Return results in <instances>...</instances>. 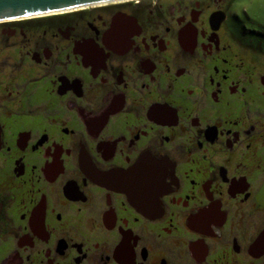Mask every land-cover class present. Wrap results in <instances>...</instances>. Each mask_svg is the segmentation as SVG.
Segmentation results:
<instances>
[{"label":"flooded vegetation","instance_id":"obj_1","mask_svg":"<svg viewBox=\"0 0 264 264\" xmlns=\"http://www.w3.org/2000/svg\"><path fill=\"white\" fill-rule=\"evenodd\" d=\"M235 1L0 20V264H264V2Z\"/></svg>","mask_w":264,"mask_h":264},{"label":"water","instance_id":"obj_2","mask_svg":"<svg viewBox=\"0 0 264 264\" xmlns=\"http://www.w3.org/2000/svg\"><path fill=\"white\" fill-rule=\"evenodd\" d=\"M111 0H0V20L69 10Z\"/></svg>","mask_w":264,"mask_h":264},{"label":"rangeland","instance_id":"obj_3","mask_svg":"<svg viewBox=\"0 0 264 264\" xmlns=\"http://www.w3.org/2000/svg\"><path fill=\"white\" fill-rule=\"evenodd\" d=\"M259 1L264 2V0H259ZM240 3H241V0H236V1H235V4H234V7H235L236 9L239 8Z\"/></svg>","mask_w":264,"mask_h":264}]
</instances>
